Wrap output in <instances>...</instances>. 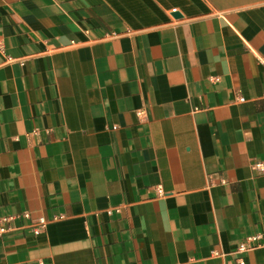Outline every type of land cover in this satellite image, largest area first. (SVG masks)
<instances>
[{"label": "crops", "instance_id": "obj_1", "mask_svg": "<svg viewBox=\"0 0 264 264\" xmlns=\"http://www.w3.org/2000/svg\"><path fill=\"white\" fill-rule=\"evenodd\" d=\"M263 61L264 0H0V264H264Z\"/></svg>", "mask_w": 264, "mask_h": 264}, {"label": "built area", "instance_id": "obj_2", "mask_svg": "<svg viewBox=\"0 0 264 264\" xmlns=\"http://www.w3.org/2000/svg\"><path fill=\"white\" fill-rule=\"evenodd\" d=\"M263 64H264V61H263ZM239 101L244 102V99L240 98ZM139 114L141 115L142 112H140ZM256 168L260 171H263L264 165L258 164L256 166ZM157 193H158V196H160V197L166 196V192L161 187L157 188ZM107 213L109 215H111L112 210L108 211ZM25 217L28 219H31L32 216H31V214L26 213ZM7 221H8L7 219H1L0 220V237L5 236V235H7L13 231L12 228L7 227V225H6ZM33 224H34V227H33L34 235L40 236L44 232V230L48 224V221L45 217L40 216L33 221ZM261 239H262L261 235L250 236V237L246 238V240L242 244H240L237 251L239 253H246V252L253 251L260 246ZM240 264H245V262L241 261Z\"/></svg>", "mask_w": 264, "mask_h": 264}, {"label": "water", "instance_id": "obj_3", "mask_svg": "<svg viewBox=\"0 0 264 264\" xmlns=\"http://www.w3.org/2000/svg\"><path fill=\"white\" fill-rule=\"evenodd\" d=\"M175 16H176V17H180V15H179V14H176Z\"/></svg>", "mask_w": 264, "mask_h": 264}]
</instances>
